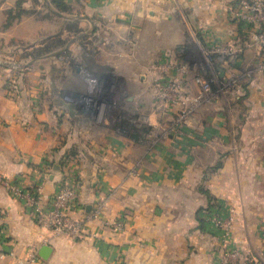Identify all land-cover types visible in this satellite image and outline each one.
<instances>
[{"label":"crops","instance_id":"obj_1","mask_svg":"<svg viewBox=\"0 0 264 264\" xmlns=\"http://www.w3.org/2000/svg\"><path fill=\"white\" fill-rule=\"evenodd\" d=\"M18 1L29 14L9 24ZM67 1L70 13L48 0H0V264L33 254L36 264H264V72L243 76L261 61L256 29L238 15L246 0ZM177 10L203 45L235 47L206 77L243 80L181 123L182 106L155 89L187 45ZM197 68L184 78L190 96ZM13 182L38 189L46 206L72 187L69 215L85 233L37 225ZM227 214L224 234L212 217Z\"/></svg>","mask_w":264,"mask_h":264},{"label":"built area","instance_id":"obj_2","mask_svg":"<svg viewBox=\"0 0 264 264\" xmlns=\"http://www.w3.org/2000/svg\"><path fill=\"white\" fill-rule=\"evenodd\" d=\"M242 8L243 12L238 15L246 26L256 29L252 38L261 56V61L243 74V76L251 77L256 73L264 72V0H246L242 3ZM198 53L200 55L198 63L185 60L182 56L168 62L165 67L167 70L174 72L172 78L168 82L157 81L155 83L156 94L165 104L182 106L181 111L175 118L176 123L183 122L194 110L205 103L211 102L218 95L240 91L243 88V84L240 82L242 78L238 74L231 72L227 76L215 74L210 78L205 75L207 70H211L216 58L222 61L225 57L232 56L235 53L233 45L219 44L208 47L198 44ZM201 62L204 63V67L197 68ZM191 67L199 69L193 77V82L200 88V91L194 96H190L184 91V78L189 74ZM213 85H215V89H213ZM65 100L75 102L73 97H66ZM9 189L13 197L22 203L37 225L45 227L56 234L68 235L73 239L80 238L85 233V222L74 220L69 215L76 204V192L72 187L66 184L59 186L47 206L38 199V189L34 191L25 189L17 182L9 184ZM102 211L103 204H99L93 210L92 216H99ZM212 218L214 229L224 234L231 231L234 224L232 214H227L224 217L214 215ZM113 227L120 229L121 224L115 223ZM36 262V254H33L26 264H36ZM222 264L230 263L225 259ZM237 264L246 263L243 261Z\"/></svg>","mask_w":264,"mask_h":264},{"label":"rangeland","instance_id":"obj_3","mask_svg":"<svg viewBox=\"0 0 264 264\" xmlns=\"http://www.w3.org/2000/svg\"><path fill=\"white\" fill-rule=\"evenodd\" d=\"M176 19L174 20V27L178 32H183L186 39V47H179L175 51L177 56H182L183 59L198 63L200 55L198 53V44L203 45L200 36L189 24L186 15L181 10L176 11ZM147 48V47H146ZM243 84V80L240 81Z\"/></svg>","mask_w":264,"mask_h":264},{"label":"trees","instance_id":"obj_4","mask_svg":"<svg viewBox=\"0 0 264 264\" xmlns=\"http://www.w3.org/2000/svg\"><path fill=\"white\" fill-rule=\"evenodd\" d=\"M49 4L53 6L57 11L62 13H70L71 6L67 0H48ZM22 14H29V11L22 9V1L17 2V13L12 16L9 14V24L12 23L14 19H18Z\"/></svg>","mask_w":264,"mask_h":264},{"label":"water","instance_id":"obj_5","mask_svg":"<svg viewBox=\"0 0 264 264\" xmlns=\"http://www.w3.org/2000/svg\"><path fill=\"white\" fill-rule=\"evenodd\" d=\"M78 70H79V69H78ZM74 99H75V98H74ZM75 102H78V100L75 99ZM46 249H47V248H43V250H42L43 253L47 251Z\"/></svg>","mask_w":264,"mask_h":264}]
</instances>
